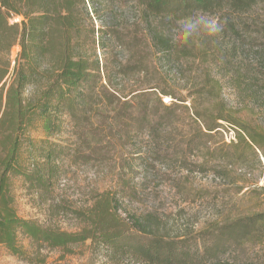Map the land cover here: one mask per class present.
<instances>
[{
  "label": "trees",
  "instance_id": "trees-1",
  "mask_svg": "<svg viewBox=\"0 0 264 264\" xmlns=\"http://www.w3.org/2000/svg\"><path fill=\"white\" fill-rule=\"evenodd\" d=\"M198 14L222 31L175 42L176 21ZM177 73L195 77L182 85ZM226 87L264 103V0H0V257L44 264L89 242L110 264H264V211L179 236L119 212L160 170L260 163L264 135L241 123ZM224 125L234 141L218 138ZM86 165L104 182L85 210L62 207L78 232L18 215V186L50 200Z\"/></svg>",
  "mask_w": 264,
  "mask_h": 264
},
{
  "label": "rangeland",
  "instance_id": "rangeland-1",
  "mask_svg": "<svg viewBox=\"0 0 264 264\" xmlns=\"http://www.w3.org/2000/svg\"><path fill=\"white\" fill-rule=\"evenodd\" d=\"M19 21V20H16ZM18 47L11 52L12 60L16 58ZM117 53H120L118 51ZM183 71V70H181ZM195 76L177 73L175 78L182 85L189 84ZM227 104L237 108L241 123L252 131L264 135V103L250 104L235 95L229 89L224 90ZM226 128V129H225ZM230 132V134H228ZM234 132L226 125L220 129L218 138L227 143ZM129 157L126 152L123 153ZM113 153L108 159L113 160ZM112 156V158H111ZM259 161L252 155L241 164H215L220 172H208L203 175H191L175 169L160 170L149 177L147 191L142 198L126 200L119 210L124 219L128 215H149V223L165 235L179 236L199 230L209 223H222L235 217L255 211H264V158L258 153ZM121 162V161H120ZM117 162H107L112 167ZM213 166V165H212ZM104 169V167L102 168ZM111 170V168H110ZM134 182L137 185L143 176L135 172ZM102 173L93 165L73 167L61 188L52 198L32 199L17 188L16 208L19 216L39 221L42 224L58 227L67 232H78L81 224L62 207L72 206L83 211L91 205L96 186L103 185ZM141 186L142 184H138ZM147 196V201L143 199ZM147 209V212L145 210ZM0 264H23L7 254L0 257ZM44 264H110L102 256L96 255L90 243L76 247L72 254L62 252L48 253ZM126 264H136L126 261Z\"/></svg>",
  "mask_w": 264,
  "mask_h": 264
},
{
  "label": "clouds",
  "instance_id": "clouds-1",
  "mask_svg": "<svg viewBox=\"0 0 264 264\" xmlns=\"http://www.w3.org/2000/svg\"><path fill=\"white\" fill-rule=\"evenodd\" d=\"M177 28L173 37L180 45H189L196 38L206 36L213 38L223 29L218 18L210 15H190L176 21Z\"/></svg>",
  "mask_w": 264,
  "mask_h": 264
},
{
  "label": "built area",
  "instance_id": "built-area-1",
  "mask_svg": "<svg viewBox=\"0 0 264 264\" xmlns=\"http://www.w3.org/2000/svg\"><path fill=\"white\" fill-rule=\"evenodd\" d=\"M228 134H230V132H229ZM231 140H232V141H234V138H233V137H231V138H230V140H229V141H227V143H229Z\"/></svg>",
  "mask_w": 264,
  "mask_h": 264
}]
</instances>
